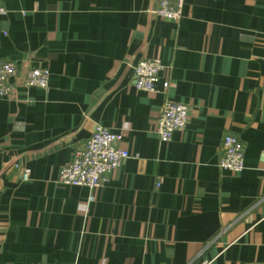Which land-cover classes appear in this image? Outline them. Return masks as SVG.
<instances>
[{
    "label": "crops",
    "instance_id": "0c3cea01",
    "mask_svg": "<svg viewBox=\"0 0 264 264\" xmlns=\"http://www.w3.org/2000/svg\"><path fill=\"white\" fill-rule=\"evenodd\" d=\"M0 6V59L17 71L0 97V264H264V0H184L178 21L156 0ZM145 57L165 66L154 92L134 86ZM36 67L45 89L23 82ZM165 99L188 106L168 142ZM98 124L130 156L88 202L57 179ZM228 133L238 173L218 166Z\"/></svg>",
    "mask_w": 264,
    "mask_h": 264
},
{
    "label": "built area",
    "instance_id": "2783aa9c",
    "mask_svg": "<svg viewBox=\"0 0 264 264\" xmlns=\"http://www.w3.org/2000/svg\"><path fill=\"white\" fill-rule=\"evenodd\" d=\"M183 3L184 0H156L154 12L162 18L178 21L182 17ZM6 13L7 10L0 6V15ZM133 70L135 88L154 92L165 66L158 57H145L134 65ZM16 74V67L12 62L0 59V97L10 93V79ZM49 74L47 68H32L26 73L23 82L29 87L45 89L48 86ZM170 85V80L166 78L162 83L163 91L166 92ZM187 120L186 104L165 99L156 129L160 141H170L173 132L185 127ZM121 138V132H113L107 127L96 125L88 140L74 150L72 159L60 169L57 181L63 185L87 187L90 191L88 202H92L93 191L102 187L107 181L108 174L130 156L126 149L118 145ZM220 151L218 161L220 168L234 173L244 169V147L238 136L225 134ZM30 172V168L24 167L21 171V180H29ZM159 184L157 183V186ZM204 264H207V261Z\"/></svg>",
    "mask_w": 264,
    "mask_h": 264
}]
</instances>
